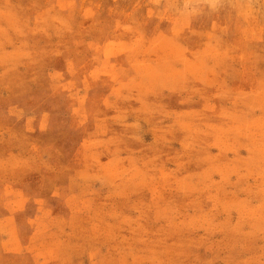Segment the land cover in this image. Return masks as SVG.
<instances>
[{
    "label": "rangeland",
    "instance_id": "obj_1",
    "mask_svg": "<svg viewBox=\"0 0 264 264\" xmlns=\"http://www.w3.org/2000/svg\"><path fill=\"white\" fill-rule=\"evenodd\" d=\"M0 264H264V0H0Z\"/></svg>",
    "mask_w": 264,
    "mask_h": 264
}]
</instances>
